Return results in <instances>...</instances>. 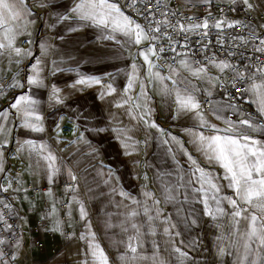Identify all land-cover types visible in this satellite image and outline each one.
Masks as SVG:
<instances>
[{"label": "crops", "instance_id": "1", "mask_svg": "<svg viewBox=\"0 0 264 264\" xmlns=\"http://www.w3.org/2000/svg\"><path fill=\"white\" fill-rule=\"evenodd\" d=\"M182 1L247 5L243 0ZM7 2L14 7L0 9V76L19 82L26 68V89L16 99L36 102L28 106L29 116L24 115L27 100L19 110H0L7 113L0 117V190L14 192L18 205L25 242L13 248L21 264H100L101 252L107 264H264L258 239L264 235V199L248 203L237 196L230 174L206 151L207 140L216 136L264 143V124L228 120L238 106L224 114L212 101L203 108L207 92L180 79L181 74L188 79L193 68L186 58L176 68H158L149 38L137 44L135 34L114 31L111 19L107 27L81 20L72 12L81 0ZM108 3L129 17L115 0ZM249 3L264 13V0ZM92 11L99 19L104 9ZM30 76L41 83L30 85ZM90 78L100 83L77 84ZM256 82L245 97L258 109ZM187 97L199 108L181 109L178 98ZM8 163L21 170L16 189L10 185L12 172H5ZM27 183L44 188L34 200ZM61 201L67 202L64 210ZM238 210L241 215L235 217ZM253 214L258 232L249 239ZM39 221L43 226L33 229ZM35 239L43 243L40 248ZM0 264L7 262L0 257Z\"/></svg>", "mask_w": 264, "mask_h": 264}, {"label": "built area", "instance_id": "2", "mask_svg": "<svg viewBox=\"0 0 264 264\" xmlns=\"http://www.w3.org/2000/svg\"><path fill=\"white\" fill-rule=\"evenodd\" d=\"M130 19L139 24L149 38L153 60L157 67L166 70L178 67L182 58H186L191 67L201 69L216 63H227L230 68H224L216 82L215 89L222 98L240 111L227 114L230 121L256 119L264 124L258 109L245 97L251 85L264 80V54L254 49L260 47V40L264 39V13L243 5L236 8L231 3L210 2L200 3L182 0H157L141 3L140 0H115ZM153 9L154 15L149 17L147 10ZM157 21L167 24L157 25ZM207 21L208 27L192 28V25H203ZM218 21L224 22L220 28L215 27ZM240 21L234 27L229 23ZM170 25V26H169ZM183 25L187 31H178ZM160 28L159 32L150 29ZM167 33L168 35H163ZM159 37L153 40L152 36ZM164 49V51H160ZM175 49V51H173ZM258 58V59H257ZM241 74V75H238ZM20 81H14L10 75L0 76V110L10 109L16 97L26 89L27 70L20 71ZM19 85V86H16ZM211 99L202 101L203 108L210 106ZM12 172L10 185L19 186L16 176L21 170L8 163L5 172ZM7 176L3 175L2 184L7 183ZM44 188L26 184L29 198L34 200ZM13 193L6 189L0 190V257L7 264H21L20 257L13 248L18 242H25L24 230L18 218V205ZM58 198H62L59 194ZM60 207L67 208V202L61 201ZM62 219L67 215L62 214ZM43 226L39 221L33 227ZM66 235L69 232H65ZM33 245L40 248L43 243L39 239L33 240Z\"/></svg>", "mask_w": 264, "mask_h": 264}, {"label": "snow or ice", "instance_id": "3", "mask_svg": "<svg viewBox=\"0 0 264 264\" xmlns=\"http://www.w3.org/2000/svg\"><path fill=\"white\" fill-rule=\"evenodd\" d=\"M141 3L146 2V0H140ZM147 2H150V0H147ZM245 4L248 5L249 8L252 7V5L249 3V0H243ZM133 3H135V0H133ZM160 0H157V5H159ZM13 5H10L7 0H0V9H11L13 8ZM93 9H104V12L101 14L100 18L97 19L96 14ZM73 13H80L79 18L81 20H92L94 23H96L98 26L104 25L105 27L108 26V21L111 19V23L113 26L114 31H120L124 35L129 36L130 38L135 34V40L134 43L139 44L142 39H148V36L144 33L143 29L139 24H135L134 21H131L129 17L122 16L120 14L119 8L114 4H109L108 0H99V2H94V0H81L80 3L76 4V6L72 9ZM113 13L116 15L114 16ZM147 15L149 17L154 15L153 9L147 10ZM69 17L64 16L61 17V19H68ZM157 25L160 24H167L166 21H157ZM224 22L218 21L215 25V27L220 28L221 24ZM241 23L240 21H233L232 23H229L228 27H234L235 24ZM134 24V28L131 27V25ZM170 26V25H169ZM192 28H200L204 27L207 28L208 24L207 21L204 22L203 25H192L190 26ZM264 27V25H262ZM152 32H159L160 28L159 26L155 29H150ZM178 31H187V29L181 25L178 29ZM163 35H168L167 33H164ZM153 40L158 39L157 36L151 37ZM260 47L255 48L254 50L256 52H259L261 54H264V39L260 40ZM4 47V45L0 44V48ZM151 51V49H150ZM160 51H164V49H160ZM175 51V49H173ZM15 52L17 55L21 54L20 49H15ZM26 55H30V53H25ZM148 57L145 55V60L147 61ZM258 59V58H257ZM181 63H185L184 61H181ZM216 67L220 68L221 71L224 68H230L231 65L221 62L220 64L215 65ZM33 68H36V65H33ZM199 72L203 71V68L198 70ZM238 75H241L238 73ZM28 83L30 85H36L41 83L38 77L36 76H30L28 79ZM100 81L98 78H90V79H81L77 81V84L80 85H90V84H99ZM132 84V78L129 80V88ZM19 86V85H16ZM109 87H111L109 85ZM58 91V89H53L54 94ZM127 91V89L125 90ZM27 100V105L25 107V116L31 115V110L28 106L35 104L36 102L33 100H30L29 98L25 96H20L16 99V102L11 104L12 108H15L19 110V106L23 101ZM179 106L183 110H191V109H198L199 105L194 102L193 97H187L186 99H180L178 98ZM258 110L261 112L262 115H264V98H261L259 101V108ZM7 113H0V117L6 118ZM37 120H39V117H36ZM242 124H249L248 121H241ZM26 126L33 128L35 131H42V129L33 124H26ZM155 126V125H153ZM251 126V125H249ZM0 131H3V125H0ZM174 139V138H173ZM201 141V145L203 146L205 139L202 135L199 137ZM206 151H210L212 153L213 159L217 160L221 163L222 167L225 168L227 173H229V179H230V187H234L237 192V196H239L241 199H244L246 202L251 203L253 198L256 199H264V143H260L259 141H256L250 137L244 136L237 138L232 137H212L207 140V148ZM49 160L52 159V157H48ZM198 171H202L198 169ZM75 179V177H73ZM205 183H208L209 186L216 191H219L218 188H216L215 184H212L210 181H205ZM201 191L203 189H200ZM229 199V202L235 206L237 204L236 200H233L231 198ZM261 210L264 211V204L261 206ZM209 215H214L213 212L209 211ZM241 215V211L238 210L234 213L235 217H239ZM82 218H83V212H82ZM257 223V217L255 214L251 217V224L252 229L248 233L249 239L252 237L257 236V228L255 227ZM262 228H264V225H262ZM258 239L260 241L261 245H264V235H259ZM248 245L246 244L245 247ZM91 247V245H90ZM130 248L133 252H135V248L130 245ZM93 255H96L95 250L93 251ZM98 259L100 260V264H107L106 257L103 256V253L101 252Z\"/></svg>", "mask_w": 264, "mask_h": 264}, {"label": "rangeland", "instance_id": "4", "mask_svg": "<svg viewBox=\"0 0 264 264\" xmlns=\"http://www.w3.org/2000/svg\"><path fill=\"white\" fill-rule=\"evenodd\" d=\"M154 64L156 65V63ZM217 64H220V63H216L213 65L204 67L203 71L199 72L198 71L199 69L191 68L190 65L187 62H185L183 63V66L187 68H191L188 70L189 74H187L189 78L187 79L186 77H183L181 74L180 79H182L183 81L187 80L186 81L187 84H192V85L196 84L199 86L200 90L207 92V95L209 96L213 104H215L216 109L220 111V113L224 114L230 109L233 110L234 105L225 101L222 98L221 94H219L215 89V84L217 80L219 79V77L221 76V72H222L220 68L215 66ZM191 78H193L194 80H192ZM121 79L123 80L124 76H121ZM180 79L177 78V82L181 81ZM255 88H256L255 89V99L259 106L260 99L264 98V80H258L256 82ZM220 98L222 100H220Z\"/></svg>", "mask_w": 264, "mask_h": 264}]
</instances>
